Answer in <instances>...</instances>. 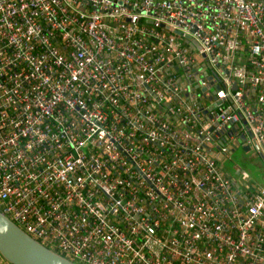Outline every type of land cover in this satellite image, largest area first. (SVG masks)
<instances>
[{
  "label": "built area",
  "instance_id": "2783aa9c",
  "mask_svg": "<svg viewBox=\"0 0 264 264\" xmlns=\"http://www.w3.org/2000/svg\"><path fill=\"white\" fill-rule=\"evenodd\" d=\"M237 146L264 161L263 2L0 0V212L41 244L264 264V185L223 165Z\"/></svg>",
  "mask_w": 264,
  "mask_h": 264
},
{
  "label": "water",
  "instance_id": "95a60500",
  "mask_svg": "<svg viewBox=\"0 0 264 264\" xmlns=\"http://www.w3.org/2000/svg\"><path fill=\"white\" fill-rule=\"evenodd\" d=\"M0 256L9 264H78L33 239L2 212Z\"/></svg>",
  "mask_w": 264,
  "mask_h": 264
},
{
  "label": "rangeland",
  "instance_id": "374dc122",
  "mask_svg": "<svg viewBox=\"0 0 264 264\" xmlns=\"http://www.w3.org/2000/svg\"><path fill=\"white\" fill-rule=\"evenodd\" d=\"M223 165L236 178L238 175L235 173V168L240 167L249 174L252 182H257L260 186L264 185V161L255 149L245 151L241 146H237L224 160ZM5 263L8 264L6 261Z\"/></svg>",
  "mask_w": 264,
  "mask_h": 264
},
{
  "label": "crops",
  "instance_id": "0c3cea01",
  "mask_svg": "<svg viewBox=\"0 0 264 264\" xmlns=\"http://www.w3.org/2000/svg\"><path fill=\"white\" fill-rule=\"evenodd\" d=\"M264 3V0H258ZM244 61V59H241V62ZM0 264H6L5 260L0 256ZM9 264V263H8Z\"/></svg>",
  "mask_w": 264,
  "mask_h": 264
}]
</instances>
